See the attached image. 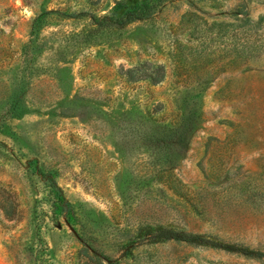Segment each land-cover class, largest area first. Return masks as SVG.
<instances>
[{
    "label": "rangeland",
    "instance_id": "1",
    "mask_svg": "<svg viewBox=\"0 0 264 264\" xmlns=\"http://www.w3.org/2000/svg\"><path fill=\"white\" fill-rule=\"evenodd\" d=\"M0 0V264H264V0ZM190 113L164 166L150 138ZM58 205V202H61ZM70 205L67 213L61 207Z\"/></svg>",
    "mask_w": 264,
    "mask_h": 264
},
{
    "label": "trees",
    "instance_id": "2",
    "mask_svg": "<svg viewBox=\"0 0 264 264\" xmlns=\"http://www.w3.org/2000/svg\"><path fill=\"white\" fill-rule=\"evenodd\" d=\"M143 9L140 0H123L118 2L112 16L94 17L93 24L99 29L116 28L122 29L128 24L141 20ZM193 116L190 113L184 114L180 122L175 125H164L160 136L150 138L155 141L157 147L161 149L162 163L164 166L170 165L172 160L178 156L185 143L188 140V134L193 124ZM58 202V205H61ZM62 211L67 213L70 205L61 207ZM170 241L186 243L189 245L207 247L217 250H223L230 253L239 254L253 259H264V252L245 246H238L219 240L218 238L205 235L189 233L182 230H176L165 226H144L141 227L135 241L128 244L124 251V257H132L133 251L137 246L145 244H161Z\"/></svg>",
    "mask_w": 264,
    "mask_h": 264
}]
</instances>
